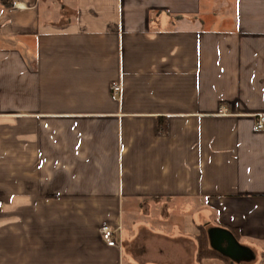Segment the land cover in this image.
Returning <instances> with one entry per match:
<instances>
[{"label":"crops","instance_id":"0c3cea01","mask_svg":"<svg viewBox=\"0 0 264 264\" xmlns=\"http://www.w3.org/2000/svg\"><path fill=\"white\" fill-rule=\"evenodd\" d=\"M206 228L264 264V0H0V264H226Z\"/></svg>","mask_w":264,"mask_h":264},{"label":"water","instance_id":"95a60500","mask_svg":"<svg viewBox=\"0 0 264 264\" xmlns=\"http://www.w3.org/2000/svg\"><path fill=\"white\" fill-rule=\"evenodd\" d=\"M208 235L211 248L234 262L240 263L255 258L251 250L242 246L227 230L213 228L209 230Z\"/></svg>","mask_w":264,"mask_h":264},{"label":"trees","instance_id":"16d2710c","mask_svg":"<svg viewBox=\"0 0 264 264\" xmlns=\"http://www.w3.org/2000/svg\"><path fill=\"white\" fill-rule=\"evenodd\" d=\"M6 6L9 7V4H7ZM208 232H209L208 228L202 229V232L199 238V247H198V253H197L199 261L203 259H206V260L220 259L224 261L226 264L231 263L232 262L231 259L224 257L223 255H221L220 253H218L217 251L211 248Z\"/></svg>","mask_w":264,"mask_h":264},{"label":"built area","instance_id":"2783aa9c","mask_svg":"<svg viewBox=\"0 0 264 264\" xmlns=\"http://www.w3.org/2000/svg\"><path fill=\"white\" fill-rule=\"evenodd\" d=\"M121 92V86L120 85H113L112 87V93L113 96L117 97L119 96ZM258 127L262 129L263 127V120H261L258 123ZM102 233V238L109 247H114L116 246V242L113 240L114 232L107 226L103 227L101 230Z\"/></svg>","mask_w":264,"mask_h":264}]
</instances>
